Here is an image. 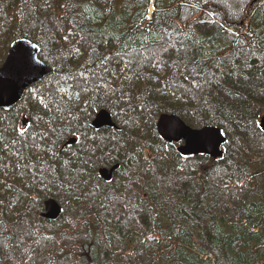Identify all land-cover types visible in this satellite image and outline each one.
I'll use <instances>...</instances> for the list:
<instances>
[{"label":"trees","instance_id":"16d2710c","mask_svg":"<svg viewBox=\"0 0 264 264\" xmlns=\"http://www.w3.org/2000/svg\"><path fill=\"white\" fill-rule=\"evenodd\" d=\"M221 3L232 24L200 30ZM2 22L14 32L4 47L36 43L57 71L25 94V107L40 101L26 132L17 108L0 110V264H264V0H0ZM104 99L124 103L123 132H85V146L57 154ZM164 113L220 126L232 152L181 157L152 131ZM95 149H115L126 171L100 181L109 156ZM49 197L57 221L42 217Z\"/></svg>","mask_w":264,"mask_h":264},{"label":"water","instance_id":"95a60500","mask_svg":"<svg viewBox=\"0 0 264 264\" xmlns=\"http://www.w3.org/2000/svg\"><path fill=\"white\" fill-rule=\"evenodd\" d=\"M39 47L27 40L17 39L10 44L7 57L0 67V109L11 110L19 103L27 89L40 82L51 73V67L39 58ZM95 127L111 126L110 114L103 110L93 122ZM22 126H25L24 120ZM259 129L264 133V113L259 118ZM156 128L159 136L168 143H179L178 154L183 157L208 156L221 159L228 143V135L220 126L206 125L192 128L175 114L164 113L158 117ZM112 169L102 170L103 178L112 179ZM42 217L47 221H57L63 214L59 203L49 198L44 202Z\"/></svg>","mask_w":264,"mask_h":264},{"label":"flooded vegetation","instance_id":"af4514ba","mask_svg":"<svg viewBox=\"0 0 264 264\" xmlns=\"http://www.w3.org/2000/svg\"><path fill=\"white\" fill-rule=\"evenodd\" d=\"M257 3L255 4V6H250V9L246 11L249 13V14H254L255 12H257L258 10V7L262 4L261 1H256ZM39 57L40 59L44 61V59L41 57V53L39 52ZM46 63V62H45ZM54 64V63H53ZM53 64H47L49 67H51V73L50 75L52 74V72H54L55 70H57L55 68V66ZM49 75V76H50ZM47 78V76L45 77ZM44 78V79H45ZM43 79V80H44ZM43 80H41L40 82H38V84H40L41 82H43ZM37 85V84H36ZM35 86V85H34ZM33 86V88H34ZM51 86H53L52 84H49L47 85L44 89L46 90V92H52V89H51ZM32 88L29 87V89H27L26 91V95H27V92H29V90ZM45 90L43 91V93L45 92ZM31 93V92H30ZM43 93L41 94L43 96ZM32 97V96H31ZM26 98V96L24 95L23 99L21 101H23L24 99ZM33 98V103H30L27 107L25 106H22L21 109L17 108V115L22 117V119H24V122H25V126L23 127V131L26 132L29 128V126L31 124H33V118H34V108L36 106V102L39 103L40 101L38 100L39 98H36L35 96L32 97ZM42 99V98H41ZM20 101V102H21ZM107 101V100H106ZM19 102V103H20ZM19 103H17L15 106H17ZM103 102H97V103H94L91 107L92 111L89 113L87 111H85L84 113V116L82 117L81 119V127L79 128L80 130L79 131H70L69 133H67L65 136H64V139H62L60 142L57 143V154H59L60 152H67V154L69 153V150H72L71 148L74 146V145H83L85 146V141L86 138H87V134H85V132L89 133V134H92L95 138H99L98 136H101V137H105V138H110L111 140H116L117 137H118V134L120 132H123L121 130H123V128L125 127V125L123 124V121H121V119L118 117V112L119 110L122 109V106H123V102H120V109H117L118 107L117 106H114L113 104L109 103V102H104L103 105H101ZM21 104V103H20ZM14 108V107H13ZM12 108V109H13ZM86 108V107H85ZM4 112H7L3 109H0ZM107 111L109 114H110V122H111V126H104V127H95L93 125V122L94 120L96 119V116L101 112V111ZM157 120L158 118L156 119L155 121V131H153V133H157V128H156V123H157ZM191 126V125H190ZM101 131H104V134H101V133H97V132H101ZM81 134V139L79 138V136L76 134V133H79ZM83 132V134H82ZM98 134V135H96ZM86 135V136H85ZM155 135V134H154ZM159 135V134H158ZM100 137V138H101ZM155 137V136H154ZM159 138L165 142V140H163L160 136ZM73 139V140H72ZM72 140V141H71ZM80 140V141H79ZM81 142V143H80ZM179 144V143H178ZM177 144V146H178ZM161 146V145H160ZM138 148V147H137ZM154 149V147H152V150ZM139 151V153H145V155L147 157H152L153 156V152H150V149H149V146L147 144L143 145L142 147L139 146V148L137 149ZM160 153L162 155H164V149L161 148L160 149ZM117 157V153H116V150L115 149H110L106 152L103 153V156H100L99 155V152L97 151V149H95L94 151V156L93 158L100 160L99 157H104V156H109V159L108 160H104V162H97L95 164V176L102 182H104L105 184L107 183H110V182H113V178L115 176V179L114 181L117 179V174L119 172H123V171H126V168L125 166L121 167L120 168V163L118 162V157H113L115 156ZM137 155V153H136ZM115 165H117L118 167L116 168L115 171H113L112 173V179L110 181H107L103 178V175H102V170L103 169H106V170H110L112 169ZM98 185V184H97ZM33 195H34V191H33ZM51 198V197H49ZM53 198V197H52ZM48 199V198H47ZM46 200H43L42 201V204H43V207H44V202ZM59 205L61 207H63L60 203ZM45 212V208L44 210H42L41 213H44Z\"/></svg>","mask_w":264,"mask_h":264},{"label":"rangeland","instance_id":"374dc122","mask_svg":"<svg viewBox=\"0 0 264 264\" xmlns=\"http://www.w3.org/2000/svg\"><path fill=\"white\" fill-rule=\"evenodd\" d=\"M152 10H153V6H152V4H150V6L148 8V14H149V16H150V13H151ZM210 16H211V19H212L211 20L212 21V26L211 27H208V26H197L200 30L209 32L210 30H212L216 26H223L224 27L226 24H230V23L232 24V21H233L232 18H231V16L227 12V6L225 4H222V3L219 4L218 7H216V9L214 10V13H211ZM33 26L37 27L38 26V23H36V22L34 24L32 23L31 26L25 28L26 31L29 33L30 36L33 34V31H34ZM7 28H8L7 27V22L6 23L5 22H2V26L0 27V32L1 33L3 32V34H2L3 37L2 38H4V39H2V40L4 42L2 44V49L3 50L0 48V58H2V56H4V57H3L2 63L0 62V67L3 65V62L5 61V59L7 57L8 50H9V47H10V44L9 43H8L7 47H4L6 45V43L8 42L5 38H6V36H10L12 33H14V32L8 31ZM168 56H169V53H167V52H166V54H163V57H165V58H168ZM44 59H45L44 61L48 65L49 64H52V62H53L51 60V58H49V57H46ZM56 71L57 70H55V72ZM49 78H51V77H49ZM74 87L79 92H83V90H84L83 86H81V85H77L76 84ZM104 102L105 103L107 102L106 99H104ZM104 102L101 105H103ZM20 103H22V105H24V106L27 105V103L24 102V100L21 101ZM20 103L17 106H14V108H13L14 110L13 111H15L16 108H18V109L20 108L21 109V106L22 105ZM15 112H17V111H15ZM262 113H264V112H262ZM182 119H183V121L187 125H189V126L191 125L192 118L189 115L183 117ZM123 124H124V122H123ZM192 128H200V127H192ZM228 141H229V139H228ZM225 151H226V157H228L230 155L229 153L232 152L231 150L230 151L225 150ZM53 197L55 198L56 196L54 195ZM39 214H40V212L37 213V215H39ZM86 235L87 234L83 232V236H85V238H88ZM78 251H79V253H80L83 261H85V262L88 261L89 255H88V251L86 250V248L80 247L78 249ZM105 256H108V253L107 252L105 253ZM54 264H72V263H71V260L69 258H60V260H57Z\"/></svg>","mask_w":264,"mask_h":264},{"label":"snow or ice","instance_id":"6c2138e0","mask_svg":"<svg viewBox=\"0 0 264 264\" xmlns=\"http://www.w3.org/2000/svg\"><path fill=\"white\" fill-rule=\"evenodd\" d=\"M105 71H107V69H104ZM81 75H83V73H81ZM98 79H102V77H98ZM93 86H95V87H99L100 85L99 84H97V83H95V81H93ZM61 91H65V90H63V89H61ZM53 95H55V93H53ZM76 95H79L78 93H76Z\"/></svg>","mask_w":264,"mask_h":264}]
</instances>
